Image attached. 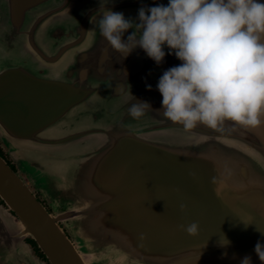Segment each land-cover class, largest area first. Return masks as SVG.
Masks as SVG:
<instances>
[{
    "label": "water",
    "instance_id": "95a60500",
    "mask_svg": "<svg viewBox=\"0 0 264 264\" xmlns=\"http://www.w3.org/2000/svg\"><path fill=\"white\" fill-rule=\"evenodd\" d=\"M156 2L104 7L135 19ZM99 8L100 0H0V139L16 164L59 182L60 199H48L71 203L49 211L0 155V264H45L27 239L50 264H239L245 255L261 264L264 128L184 129L163 117L156 83L180 61L165 49L157 65L139 47L122 58L99 34ZM135 98L153 110L132 118ZM107 105L118 111L104 124ZM99 121L109 129L93 128ZM73 146L71 178L19 151L52 158ZM192 222L196 236L184 230Z\"/></svg>",
    "mask_w": 264,
    "mask_h": 264
},
{
    "label": "clouds",
    "instance_id": "9594fccd",
    "mask_svg": "<svg viewBox=\"0 0 264 264\" xmlns=\"http://www.w3.org/2000/svg\"><path fill=\"white\" fill-rule=\"evenodd\" d=\"M113 2L100 0L98 10L99 34L110 49L125 58L139 47L157 65L167 49L180 61L159 76L161 108L155 111L184 129L264 128V0H157L142 5L135 19L104 7ZM148 109L150 102L135 98L128 113L139 119ZM184 230L196 236L198 224ZM254 252L264 264V242L258 240ZM239 264H252L251 256Z\"/></svg>",
    "mask_w": 264,
    "mask_h": 264
},
{
    "label": "rangeland",
    "instance_id": "374dc122",
    "mask_svg": "<svg viewBox=\"0 0 264 264\" xmlns=\"http://www.w3.org/2000/svg\"><path fill=\"white\" fill-rule=\"evenodd\" d=\"M106 98L103 97L101 100L104 102V105L106 103ZM103 105V108H104ZM117 112L118 111V106H110L107 105L105 111L103 110V121L104 124H109L110 121V117L113 112ZM87 112H89L87 110ZM86 113H83V111L81 112V116H84ZM89 118H87V120H89L90 122H92L90 115L88 114ZM103 124L102 121H99L98 123L93 124V128H101V129H109L108 126H105ZM74 147V148H73ZM71 148H64L63 150H58L56 151L55 155L50 158L48 156H45L41 150L36 149L35 154L32 151V149L30 148H26V149H20V154L21 155H30L32 158H35L36 160L39 161L40 164H42L43 166L47 167L48 169H52L55 172H61L62 176H64L65 178H71L69 174L65 173H73L74 172V166L75 164H77L78 160H75L74 163L71 155H73L74 153L79 151V147L73 146ZM0 148L3 151L5 157H7L9 159V161H11V163L13 164L12 167L15 168L16 171H18V173L20 174V176H22L31 186V188L34 190V192H36L37 195H39V198L46 201L47 204V208L49 209V211H62L65 210L66 207L70 206L71 203H69V199H63L61 201V205L56 206V203L54 200H50L48 199L49 196L53 197V199L59 198L61 197V193L58 190L59 188V182L58 185L55 182L52 183H48L47 180V173H40V171L37 169L34 170L32 168H29V166L27 164H21L19 162H17V164L15 163L14 158L12 157V155H10L9 153V149L4 145V143L1 141L0 139ZM29 151V152H28ZM76 158H79L78 156H76ZM80 160V159H79ZM71 166V167H70ZM56 169V170H54ZM48 171V170H47ZM57 172V173H58ZM57 178H61L60 175H56ZM61 180V179H58ZM39 183H45V187L40 186ZM49 195V196H48ZM0 204L4 205L2 203V201L0 200ZM52 204V205H51ZM64 227L67 228L66 225H64ZM68 234H71L70 229L68 228ZM29 239H27L28 241ZM33 246V244H31ZM117 256V255H115ZM115 256L113 255V258H115ZM106 262V260H104L103 262H95L94 264H106L104 263ZM159 261H153L152 264H158Z\"/></svg>",
    "mask_w": 264,
    "mask_h": 264
},
{
    "label": "flooded vegetation",
    "instance_id": "af4514ba",
    "mask_svg": "<svg viewBox=\"0 0 264 264\" xmlns=\"http://www.w3.org/2000/svg\"><path fill=\"white\" fill-rule=\"evenodd\" d=\"M3 156L5 157V155H4V153H3ZM5 159L8 161V163L12 166L13 164L11 163V161H9V159L7 158V157H5ZM13 169H15V168H13ZM38 196V198H39V195H37ZM40 199V198H39ZM41 201H42V203L44 204V205H46L47 206V204L48 203H46V201H44V200H42V199H40ZM48 207V206H47ZM29 244H30V246H31V248H32V251H33V253L35 254V256H37L41 261H43L45 264H50L49 263V261L47 260V258L44 256V254L41 252V250L38 248V246H37V244H33L31 241H30V239L27 241ZM31 244H33V246L31 245Z\"/></svg>",
    "mask_w": 264,
    "mask_h": 264
},
{
    "label": "trees",
    "instance_id": "16d2710c",
    "mask_svg": "<svg viewBox=\"0 0 264 264\" xmlns=\"http://www.w3.org/2000/svg\"><path fill=\"white\" fill-rule=\"evenodd\" d=\"M0 155H2L3 156V151L1 150V148H0ZM4 157V156H3ZM5 158V157H4ZM13 168V167H12ZM30 241L33 243V244H36L32 239H30Z\"/></svg>",
    "mask_w": 264,
    "mask_h": 264
}]
</instances>
